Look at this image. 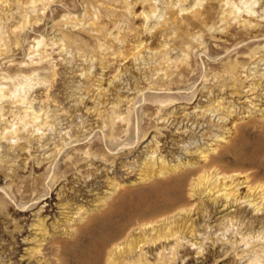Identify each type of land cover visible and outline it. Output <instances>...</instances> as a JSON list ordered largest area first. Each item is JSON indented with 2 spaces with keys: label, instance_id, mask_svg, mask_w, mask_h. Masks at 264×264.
Here are the masks:
<instances>
[{
  "label": "rangeland",
  "instance_id": "rangeland-1",
  "mask_svg": "<svg viewBox=\"0 0 264 264\" xmlns=\"http://www.w3.org/2000/svg\"><path fill=\"white\" fill-rule=\"evenodd\" d=\"M26 1L0 2V50L2 41L7 44L3 54L0 51V87H11L20 80L29 87L48 81L36 85L29 97L34 100L32 110H42L53 127L43 128L39 132H44L43 137L33 128L23 129L31 143L21 139L19 143H27L28 148H18L1 135L6 125L20 126L10 113L18 114V109L10 100L3 104L6 120H0V264H57L62 257L70 258L58 252L85 234L92 223L98 224L96 230L100 233L103 222L107 224L103 220L109 216L118 222L134 220L140 212L157 206L153 195L160 194L167 181L173 179H159L153 172L147 181H141L139 166L133 173L122 167V162L132 164L140 159L157 138L161 141L157 156L171 162L196 163L201 160L200 150H209L212 145L217 148L212 157L232 148L221 162L250 177L249 183L238 188L239 195L242 198L251 194L252 200L256 199L253 203L260 207L244 201L235 203L219 194L190 198L191 187L185 184L177 193L187 203L197 205L196 213L190 218L177 216L175 220H188L183 225V236L191 225L197 232L180 241L175 264H264V197L263 191L257 189L259 183L264 184V156L252 157L254 149H261L264 143V98L248 92L258 75L255 73L264 72V40L254 39L255 32L242 33L238 21L228 25L221 22L219 0H202L197 9H189L193 1L188 0L185 7L189 10L182 12L181 19H196L193 15L201 11L207 24L180 27L168 38L161 34L162 24L171 16L165 6L178 0H47L33 10L23 6ZM127 3L133 4L131 12L124 9ZM262 5L263 1L256 10L261 11ZM152 10H156L152 19L142 16ZM92 21L105 24L104 34L91 33ZM155 25L157 28L148 29ZM141 43L143 51L141 47L136 49ZM46 44L48 53H52L48 61L43 54ZM101 44H105L102 49ZM168 51L167 57L178 60L179 67L172 65L168 72L174 75L169 79H157L155 70L163 66L162 54ZM255 53L258 56L251 59ZM39 60L43 63L32 64ZM42 66L33 74L34 67ZM229 67L232 69L225 81L222 75ZM54 70L58 75L50 79ZM116 73L121 77L110 84ZM25 75L31 77V83ZM246 75L251 76L246 79ZM150 81L154 83L152 87L148 85ZM137 86L143 93L134 94L137 90L132 88ZM169 87L173 89L170 92ZM168 94L182 102L173 105L171 120L163 123L150 115L157 106L148 110L147 106L151 101L166 100ZM127 97L136 99L131 110L126 105ZM114 102L123 104L120 106L124 114L128 112L132 128L150 131L147 141L133 153H119L116 164L96 157L85 159L87 152L99 154L101 148L112 152L105 137L110 129L106 124L108 116L99 118L93 112ZM223 135L226 141L217 142V137ZM83 137L82 145H68ZM133 137L126 135L119 143L123 145L124 140ZM62 145L64 151L58 154L56 149ZM55 177L58 180L49 200L33 211L21 213L19 205L32 200L36 190H47ZM108 178H116L121 186L112 189ZM249 184L255 189L248 193ZM173 190L171 187L175 195ZM106 195L109 198L102 205ZM81 206L89 210L82 219L76 214ZM204 206L205 211H198ZM152 233L155 232L136 229L134 238H147ZM195 242L202 246L201 254H197L198 246L192 245ZM38 247L42 251L36 254ZM142 248L148 258L155 257L156 245L142 243ZM139 254L141 248L134 258ZM102 262L106 264L105 258Z\"/></svg>",
  "mask_w": 264,
  "mask_h": 264
},
{
  "label": "bare ground",
  "instance_id": "bare-ground-1",
  "mask_svg": "<svg viewBox=\"0 0 264 264\" xmlns=\"http://www.w3.org/2000/svg\"><path fill=\"white\" fill-rule=\"evenodd\" d=\"M7 1L8 0H0V2L3 3H6ZM45 1L47 0H27L26 3L23 4V6H25L30 10H33L37 6V4L39 5V3H44ZM145 1L150 2L151 0H145ZM192 1L193 2L189 9H194L203 2L202 0H192ZM262 1H263L262 10L257 11L256 6L258 4L260 5ZM262 1L261 0H246V1L219 0L218 5L221 11L218 14V16L221 19L220 21L224 22L225 25L230 24L233 20L236 22L238 21L242 33L255 32L256 35L253 37L254 39L260 38L264 40V0ZM186 2H188V0H178L174 4L168 3L165 6V10L171 11V16L169 17V19L168 18L167 20L165 19L166 21L162 24L161 27L162 37L166 36L168 38L170 35H172V32L175 33V31L178 30V28L180 27L190 28L189 27L190 25L197 26L198 24L206 23L204 21L207 20H204L203 18L204 12L201 13V11H199L200 13L198 12V14L195 13L193 15V17H195L196 19L190 17H188V19H181L180 15H182V12L189 10L187 7H185ZM243 2H245L244 3L245 5L242 4ZM132 8H133L132 3H127V5L124 7V9L128 12H131ZM155 11L156 10H152L150 12L147 11L143 12L142 16H144L145 19L146 18L152 19V17L155 15ZM184 22H186V24L185 26H182ZM92 26L93 27L91 29V33L93 32V34L95 35H98L100 33L104 34L105 24L103 22L100 21L96 23L92 21ZM155 28H157V25L152 26V28H148V29L153 30ZM212 28L213 27L210 28V31L212 30ZM6 45H7L6 42L2 41L1 44L2 50H0L2 54L6 48ZM48 46L49 45L46 44L43 47V54L45 55L47 61L52 56V53H48L49 50ZM104 46L105 44H101L100 48L102 49ZM139 47H141L140 50H142V48L144 47V43L139 44L136 47V49L138 50ZM166 49L167 48H164V50ZM140 50L138 51V53L140 52ZM168 53H170V51L166 52L165 54H162L163 66L162 64H160V66H158L159 68L155 70V75H157L156 76L157 79L158 77H161L163 80L166 78L169 79L171 76L174 75L173 72L169 73L168 70L173 67L172 65L176 66L179 63V61L168 58L167 57ZM258 54L259 53L252 54L251 59L256 58ZM263 59L264 56L261 60ZM40 62H42V60H39L37 62L34 61V63L32 62V64L39 65ZM103 65L105 64L103 63ZM106 67L107 66H104L103 68ZM42 68L43 66L38 69L37 67L36 68L34 67L33 74L35 73V71L38 70L40 71V69ZM231 69L229 67V69L225 70V72L223 73L222 76L223 79H225V81H226V76L229 75L228 73ZM163 70H164V75L163 73L161 75L160 72H162ZM255 74L258 75H256L253 78V80L251 79L253 82L251 81L249 85L250 89L248 90V92H251V95H255L259 93V97L262 96V98H264V72L258 71ZM57 75L58 72L54 70L52 74V78L50 79H53ZM250 76L251 75H246V79H248ZM25 77L28 79V81L31 80L30 76L25 75ZM119 77H121L120 74L116 73L109 83L112 84L115 81V79ZM150 77H148V79ZM46 83H48V81L47 82H45V80L42 82L38 81L35 82L34 86L29 87L27 86L26 82L20 80L19 82L13 84L11 87H5L4 85L3 87H0V120L3 121L6 120L5 107L3 106V104L7 100H10L11 103L15 105L13 108L18 109L17 111L18 114L14 113L13 111H11L10 113L13 117H15V119L19 121L20 126L16 127L15 125L16 128H13V126L9 127L8 125H6L1 133L3 139L5 138L10 144L18 146V148L25 150L28 148L27 143L21 144L19 143L20 140L26 139L28 143H31V140L27 138L29 136H26V134L22 133L23 129L27 127L33 128L34 131L36 130L39 133L43 128L47 127V129H50L51 127H53V125L49 124L48 119H45L43 117L44 114L42 113V110H36V111L32 110L33 109L32 105L34 104L33 103L34 100L31 101V97H29V93L35 89L36 85L38 84L43 85ZM152 84L154 83L150 81L148 85L152 87ZM48 85H49L48 87V91H49L51 84ZM233 86L236 87V82H233ZM104 89H106V91L108 92L110 91L109 90L110 88L107 86ZM132 89L137 90V92H134V94L143 93V90L139 86ZM167 89L169 90V92L173 90L171 87ZM194 96L195 93H193L192 98H194ZM165 99L166 100L164 101L160 100L161 102L151 101L153 103L149 102L147 106V110L154 109L155 105L157 106L156 112L151 113L150 115L155 116V119L157 118L158 121H161L163 123H165L166 121L169 122L171 120L172 114L174 113L173 105L175 106L177 104H181L182 102L181 100L179 101V99L171 96L170 94L165 96ZM127 100L128 101L126 102V105L129 106L128 108L130 109L133 105V101H135L136 99L135 97L132 99L127 97ZM120 104H121L120 102H116V103L114 102V103H110L108 106L105 107H100V108L97 107L95 108L94 112L92 111L95 114V116L99 118H101V116L104 117L105 115L108 116V120H106V124L110 125V129L107 132H105V137H107V146L112 150V152L111 153L105 152L104 149L101 148L100 151H98L99 154H97L96 151L87 152L88 154L86 153L85 159L89 157H96L98 159L105 160L106 163L110 162L111 164H116V160H117L116 156H118L119 153L120 154L133 153V151L136 149L137 146L147 141L146 139L149 136L150 131L141 130V128H137V129L132 128L131 119L128 116V112L127 114H124V110H122ZM123 104L121 105L123 106ZM169 105L172 106L171 107L172 111L170 109L169 112L162 114ZM103 108H105V110H103ZM249 108H252V106H250ZM229 114H232V112L229 111ZM118 122L120 123L119 125H117ZM154 127L156 130H158V126H154ZM39 134L41 135V137L45 135L44 132ZM126 135H129L130 137L132 136L135 137H133L132 139L124 140L123 145H121L119 142L123 140V137H125ZM72 137L73 136H71V138ZM226 138L227 137L224 135L218 136L217 142H224L226 141ZM84 140H85L84 137L75 139L72 140L68 145L77 143L76 146L78 147L82 145L83 143L82 141ZM160 143L161 141L157 138V141L152 146H150V150L146 154H144L140 159L135 160L134 163L126 164L125 162H122L123 164L122 167L127 168L128 171L132 170L131 173L134 172L135 167L139 166L140 174L138 175L141 177L140 178L141 181H147V178H149L153 172H154V176H157L159 179L160 178L162 180L173 179L170 180L171 182L167 181V183L165 184L166 185L165 189L161 191L160 194H157L155 196L153 195L154 201L158 203L157 206L151 208V210L140 212V214L137 215L134 220H121L118 222V221H113V217L110 218L109 216L107 219L105 218L103 220V221H107V224L103 222L101 228L102 232L100 233H98V231L96 230L98 224L92 223L90 226L88 224L89 227L88 226L87 227L89 230H91L89 231L90 235H88V229H86L85 234L80 235L76 239V241L72 243V245L67 246L62 252L60 250L58 253L62 254L63 256H69L70 258L64 259V257H62L60 261L56 262L57 264H103L102 261L104 260V258L106 264H175L179 252L177 246L180 245V241H184L187 235L194 236L197 232V228L191 225L188 226L189 232H186V234L183 236L184 234L183 225H185L188 222V220H185V222L184 220L181 221L175 220L177 216L185 215L186 217L188 216L190 218L193 212L196 213L197 205L194 204L191 205L187 203L185 201V197L177 193V190L182 189L185 184H189V186L191 187L189 192L190 198L202 196L205 193H207L209 196H215L216 194H219L218 196L222 195L227 200L234 199L235 203L244 201L243 203L246 204L249 203L255 205L256 207V204L253 203V201L256 199L252 200L251 194H248L247 196L242 198H240L239 195L240 190L238 188L241 186V184L249 183L250 177L248 175H245L243 171H240V169L236 167L234 168L232 166L231 167L226 166L221 162L222 157L225 154L229 153L232 150V148L228 150H224L223 152L214 155V157H212L211 153H214L217 150L216 146L212 145L211 149L209 150L199 149L200 150L199 159L201 160L196 161V163L195 162L192 163L186 160L183 162L174 161L175 164H173L174 162L172 161L173 162L172 163L170 160H168L167 157L164 158L160 154L157 156L160 150L159 147ZM97 146L98 145L96 144L94 147ZM118 146H120V148H118ZM123 148H125L124 151L121 152L117 151ZM63 149H64V145L57 147L56 151L58 154H62V152L64 151ZM258 155L264 156V143L261 149L258 150L257 148L254 149L252 157L254 158L255 156ZM194 164H197V166L190 167L193 166ZM241 164L243 165L244 162H241ZM108 179L111 181L110 185L112 186V189L117 190L118 187L121 186V182L117 181L116 178H108ZM228 179L230 180L229 183H227ZM57 180L58 177H55L53 185H50V187H48V189L45 191L43 190L38 192L36 190L35 191L36 195L32 197V200L22 202L19 205L21 208L19 209L20 212L22 213V212L33 211L34 209L38 208L40 204L45 203V201L49 200L50 193L54 189L55 187L54 185L56 184ZM219 180H221L223 183L221 184L218 183ZM171 187L172 189H174L173 192H176L175 195L171 194ZM231 187L233 188L229 190V188ZM253 189L255 188L252 185L249 184L247 186L248 193L250 190L253 191ZM257 189H261L263 191V197H264V184L259 183L257 185ZM60 195H62L61 192ZM108 198L109 195H106L102 201V205L107 201ZM216 199L214 201H216ZM205 208H206L205 206L202 207L201 209L198 208V211L201 210L205 211ZM256 208H260V207H256ZM88 211L89 210L88 209L86 210L84 206H81L78 207L76 214H78L82 219L84 214H87ZM39 221L41 226L42 220L40 219ZM136 229H140L146 232L149 231L150 233L151 232H155V233L150 234L147 238L146 237L142 238L140 236L134 238V232L136 231ZM142 243L144 244V246L147 244L149 245L153 244L154 246L156 245V255L155 257H153L152 260L147 257L148 252L143 254L145 248H142ZM192 245L198 246V243L195 242ZM139 248H141V254H139L137 258H134V254ZM201 248L202 246L197 247L198 249L197 254H201ZM41 251H42L41 247L35 249L36 254H39Z\"/></svg>",
  "mask_w": 264,
  "mask_h": 264
}]
</instances>
